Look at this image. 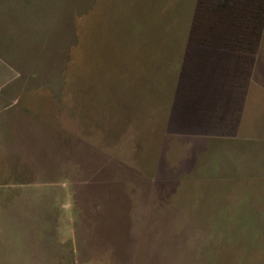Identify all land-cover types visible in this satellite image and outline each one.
<instances>
[{
	"label": "rangeland",
	"instance_id": "obj_1",
	"mask_svg": "<svg viewBox=\"0 0 264 264\" xmlns=\"http://www.w3.org/2000/svg\"><path fill=\"white\" fill-rule=\"evenodd\" d=\"M195 6L0 0V264H264V39L237 133L189 125Z\"/></svg>",
	"mask_w": 264,
	"mask_h": 264
},
{
	"label": "trees",
	"instance_id": "obj_2",
	"mask_svg": "<svg viewBox=\"0 0 264 264\" xmlns=\"http://www.w3.org/2000/svg\"><path fill=\"white\" fill-rule=\"evenodd\" d=\"M263 39L264 0H196L189 42L185 48V62L179 73L172 111L176 113L178 105L195 99V80H205L208 82L204 85L207 90L204 89L199 99L208 101V107L216 106V99L222 92L225 94L224 109L220 116L187 120L188 124L196 125L207 133L235 135L246 103L255 58ZM195 59L204 60L205 66L197 68L196 72L188 71L187 62L190 60L193 65ZM227 61L235 64L228 65Z\"/></svg>",
	"mask_w": 264,
	"mask_h": 264
},
{
	"label": "crops",
	"instance_id": "obj_3",
	"mask_svg": "<svg viewBox=\"0 0 264 264\" xmlns=\"http://www.w3.org/2000/svg\"><path fill=\"white\" fill-rule=\"evenodd\" d=\"M251 78V77H250ZM249 85H250V81H249ZM248 90H249V86H248ZM248 94V93H247ZM12 143V142H11Z\"/></svg>",
	"mask_w": 264,
	"mask_h": 264
}]
</instances>
